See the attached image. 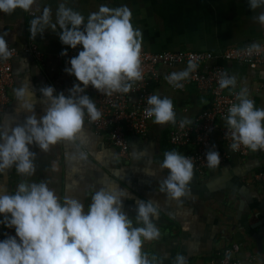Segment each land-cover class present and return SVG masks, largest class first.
<instances>
[{"label": "clouds", "instance_id": "1", "mask_svg": "<svg viewBox=\"0 0 264 264\" xmlns=\"http://www.w3.org/2000/svg\"><path fill=\"white\" fill-rule=\"evenodd\" d=\"M250 11H261L252 17L264 27V0H247ZM33 16L29 23L30 39L45 30L53 33L59 29V41L71 49L82 50L68 61L65 73L74 76L78 83L54 95L52 86L39 89V102L44 115L38 120L35 113L36 93L29 81L21 80L14 87L16 113H24L23 123L13 119L0 123V176L15 169L21 179L14 191H0V224L14 228L15 236L0 241V264H163L156 255L145 252V242L161 237L157 227L159 207L154 201H136V215L132 219L124 210L123 201L130 198L127 188L120 184L99 182L100 187L88 185L90 203L69 195L62 198L49 185L51 180H32L36 173V153L48 154L61 144H72L75 152L70 162L86 166L89 161L88 143L84 136L85 121L89 124L101 120L102 113L86 93L91 86L98 93L111 97L128 94L134 84L144 79L141 50L143 35L133 26L132 11L126 5L118 7L101 4L97 11L85 17L80 11L61 0L55 13L50 6H41L40 0H0V13L11 15L16 10ZM7 31L0 32V63L13 60L16 49L6 42ZM251 58L264 53L259 42H253L239 54ZM66 56L67 51H62ZM23 61V60H22ZM27 66V62L23 61ZM198 68L190 59L185 69L165 76L175 89H183L185 81ZM219 89L235 92L237 77L221 72ZM235 101L222 117L230 136L229 149L241 148L255 153L264 151V108L256 106L246 88L235 92ZM202 103H207L206 100ZM144 112L154 124L172 125L183 130L193 125L187 117L177 121L173 102L169 97L150 94ZM133 159H139L134 154ZM206 165L216 169L221 164L220 154L213 145L205 154ZM79 171V169H76ZM159 170L167 175L159 181V192L167 200L181 204L190 196V183L194 176V158L176 150L163 153ZM49 171H55V162ZM119 175V173H115ZM155 173H153L154 175ZM232 259V252L225 253V261ZM173 264H188L183 254L175 257Z\"/></svg>", "mask_w": 264, "mask_h": 264}, {"label": "crops", "instance_id": "2", "mask_svg": "<svg viewBox=\"0 0 264 264\" xmlns=\"http://www.w3.org/2000/svg\"><path fill=\"white\" fill-rule=\"evenodd\" d=\"M60 2L40 0L41 6H50L53 14ZM67 4L85 17L97 11L101 4L111 7L126 4L132 11L133 26L142 31L141 51H210L214 59L201 68L216 65L227 68L237 77L235 92L246 88L256 106L264 108V64L251 69L242 63L229 62L223 55L229 48H244L253 42H264V27L252 19L261 9L250 11L247 0H67ZM32 18L19 9L11 15L0 13V32L9 33L6 42L20 54L12 61L13 89L21 80L30 82L36 93L35 113L39 120L45 107L39 102V89L47 82H52L56 89L71 85L74 79L65 73L59 56L62 51H81L82 46L71 49L62 45L59 29L56 33L45 30L42 36L30 39L29 23ZM29 44L36 45L41 51L42 65L23 54ZM22 60L27 62V66ZM185 68L179 65L160 66L158 70L163 80L155 84L153 92L172 100L177 120L187 117L195 124L198 117L212 107V95L199 91L193 84L185 86L183 92H175L164 79L167 74ZM13 89L10 105L0 117V123L7 124L13 119L23 123L25 119L24 113H16ZM204 100L207 103H202ZM218 124L225 126V121H218ZM174 127L152 122L145 136L129 135V158L126 160L119 157L108 138L98 137L85 123L84 136L90 153L87 165L70 162L76 150L72 144L61 143L48 154L33 145L30 150L36 153V173L31 179L40 181L49 178V186L58 196L76 197L87 209L90 203L88 185L99 188V182L107 178L105 182L120 184L121 188L128 189L130 198L123 201V206L132 219L136 215L137 200L157 202L160 215L156 223L161 237L145 242L143 250L150 257L156 255L161 258L163 264H173L178 254H183L188 264H209L235 244L240 246L238 258L250 255L263 258L260 253L264 251V190L254 177L264 171V156L258 152H249L246 158L232 154L224 165L208 169L204 175L194 173L189 185L190 196L182 198L183 202L178 204L167 200L159 192V181L167 175L166 171L159 170V163L165 151L174 149L184 155L192 153L194 148L174 147L169 143ZM213 143L223 150L219 134L213 135ZM134 154L139 157L138 160L133 159ZM53 162L55 171H49ZM20 179L14 168L9 170L6 176H0V191L11 193ZM237 213L240 221L236 219ZM226 216L234 217L233 223L225 224ZM3 228L0 224V233ZM257 239H261L260 253Z\"/></svg>", "mask_w": 264, "mask_h": 264}, {"label": "built area", "instance_id": "3", "mask_svg": "<svg viewBox=\"0 0 264 264\" xmlns=\"http://www.w3.org/2000/svg\"><path fill=\"white\" fill-rule=\"evenodd\" d=\"M260 44L264 47V42ZM242 49L229 48L224 51V58L229 62L245 64L251 69H256L259 65L264 64V53L248 58L242 53L238 55ZM78 52L77 50L67 51L66 56H59L65 68L70 67L68 61L75 57ZM23 54L34 60L37 64H43L42 53L36 45H27ZM19 55V52L16 50L13 60L17 59ZM190 59L198 64L197 70L191 74V78L188 81L183 82V89H175L172 86L171 88L175 92H183L185 91V86L193 84L199 91L210 93L213 97V104L209 110L203 112L198 117L197 122L190 126V128L181 130L177 123V126L173 128L169 135V143L174 147L184 148L192 146L194 148L192 153L184 154V156L194 158V173L198 175H204L209 169L206 165L205 154L215 145L213 143V135L216 133L220 135L224 145L223 150H219L215 146L220 154V165H224L232 154L246 158L249 154L248 150L241 148L237 152H232L229 149V145L232 142L231 138L230 136H226V127L218 124V121H223L222 117L227 114V109L231 103L236 101L235 92L229 93L228 89L221 90L218 86L221 72H227L229 75H232L227 68L220 65L211 68H201L202 65H206V63L214 59V54L210 51H164L158 53L141 51L144 79L134 84L133 90L130 93L114 94L108 97L98 93L91 86L86 89L85 94L93 98L97 108L102 113V118L91 124L87 122L86 118L85 123L94 130L98 137L104 136L108 138L117 150L119 157L127 160L129 158L128 136H145L150 124L153 122L152 118L146 116L144 109L147 107V97L150 94H154L153 88L155 84L163 80L158 68L169 65L187 66ZM13 60L0 63V117L10 105V92L14 85L12 76ZM72 77L74 82L71 85L56 89L52 82H47L45 86L54 87V95L64 92L67 96L68 90L73 84L78 83L75 77ZM179 120L177 121L179 122ZM258 153L264 156V151H258ZM254 181L264 190V171L257 174L254 177ZM8 236H15L14 228L4 227L0 233V241ZM228 251L232 252V259L226 262L225 253ZM239 252L240 246L235 244L231 248L225 249L220 257L212 259L209 264H264V251L260 253L263 258L257 255L238 258L237 254Z\"/></svg>", "mask_w": 264, "mask_h": 264}, {"label": "water", "instance_id": "4", "mask_svg": "<svg viewBox=\"0 0 264 264\" xmlns=\"http://www.w3.org/2000/svg\"><path fill=\"white\" fill-rule=\"evenodd\" d=\"M236 219H237V221H240L241 220V217L239 218V213H237ZM233 220H234V217H232V216H226V217H224V223L225 224L233 223ZM256 246H257L258 252L260 253L262 251L261 239H257L256 240Z\"/></svg>", "mask_w": 264, "mask_h": 264}]
</instances>
